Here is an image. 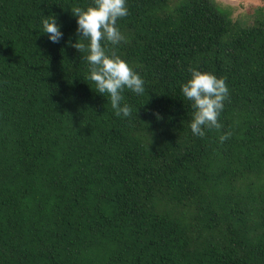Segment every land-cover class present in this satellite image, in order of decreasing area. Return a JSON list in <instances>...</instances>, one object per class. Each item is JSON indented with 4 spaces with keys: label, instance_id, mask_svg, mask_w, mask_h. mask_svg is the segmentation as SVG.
I'll list each match as a JSON object with an SVG mask.
<instances>
[{
    "label": "trees",
    "instance_id": "obj_1",
    "mask_svg": "<svg viewBox=\"0 0 264 264\" xmlns=\"http://www.w3.org/2000/svg\"><path fill=\"white\" fill-rule=\"evenodd\" d=\"M91 3L0 0V264H264V11L127 0L115 51L146 90L123 93V118L71 47ZM192 68L229 88L203 138L180 90Z\"/></svg>",
    "mask_w": 264,
    "mask_h": 264
},
{
    "label": "clouds",
    "instance_id": "obj_2",
    "mask_svg": "<svg viewBox=\"0 0 264 264\" xmlns=\"http://www.w3.org/2000/svg\"><path fill=\"white\" fill-rule=\"evenodd\" d=\"M76 21L77 38L71 47L87 64L86 80L91 81L95 92L110 101L117 117H129L132 107L123 102L127 90L136 96L145 93V80L115 49L128 38L118 26V21L129 14L127 0H92L86 8L75 7L71 11ZM62 25L54 14H41L38 35H46L51 43L64 38ZM181 95L192 109L188 128L193 136L203 138L206 130L220 129L219 116L229 97V88L222 77L198 68L190 69V78L180 86ZM156 118L162 117L157 113ZM231 135L219 136L221 142Z\"/></svg>",
    "mask_w": 264,
    "mask_h": 264
},
{
    "label": "rangeland",
    "instance_id": "obj_3",
    "mask_svg": "<svg viewBox=\"0 0 264 264\" xmlns=\"http://www.w3.org/2000/svg\"><path fill=\"white\" fill-rule=\"evenodd\" d=\"M219 7L228 9L233 20L241 21L248 15L253 17L254 11H264V0H215Z\"/></svg>",
    "mask_w": 264,
    "mask_h": 264
}]
</instances>
